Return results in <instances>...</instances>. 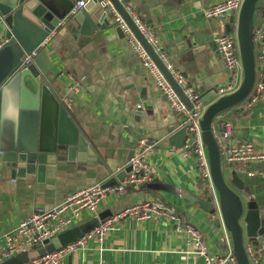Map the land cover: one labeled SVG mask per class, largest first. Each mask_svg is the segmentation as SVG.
Listing matches in <instances>:
<instances>
[{
    "label": "crops",
    "instance_id": "obj_1",
    "mask_svg": "<svg viewBox=\"0 0 264 264\" xmlns=\"http://www.w3.org/2000/svg\"><path fill=\"white\" fill-rule=\"evenodd\" d=\"M56 1L60 9L53 13L60 25L47 42L48 55L54 65L48 79L59 102L79 133L88 139L97 158H89L85 163L57 164L54 172L46 173L43 182H37L32 175L29 183H24L0 169V249L3 237L22 219L36 209L51 210L62 203L68 192L92 183H104V176L109 172L106 161L115 160L116 167L121 168L128 152L134 151L145 139L156 146L148 157L155 170V177L149 183L171 186L173 192L129 188L123 195L106 196L100 203L98 215L105 211L113 215L146 199L163 200L183 219L202 230L215 254L232 251L213 187L209 186L215 216L196 214L186 206L185 191L199 193L200 183L192 155H178L174 151L180 148L175 149L166 141L179 128L178 114L169 111L166 100L132 54L124 35L119 37L112 27L90 36L82 35L79 25L69 17L80 0ZM119 1L129 15L150 21L148 27L158 36L175 69L205 107L218 99L217 87L234 83L237 88L241 84L242 72L237 74L235 81H229L231 76L223 67L214 42L221 36L225 23L231 22V31L225 34L236 36L238 12L219 18L202 16L204 8L222 0ZM263 10L257 9L254 13V29L262 22ZM255 75L256 79L260 78L256 58ZM67 76L80 81L83 89L71 92ZM250 99L248 97L244 106L233 107L231 113L215 121L225 111L220 113L213 120V128L230 123L232 133L230 138L222 140L224 145L251 143L256 153H264V94L248 106ZM137 105H141L139 113L134 111ZM248 170L255 172V176H246L240 165L225 168L228 175L235 173L243 182L244 189L238 190L241 195L234 190L245 208H257L264 218V163L254 162ZM84 217L87 221L92 215L85 213ZM252 244L264 250V241ZM184 250L185 238L174 233L171 221L157 217L140 222L125 219L102 241H86L83 248L62 258L60 264H202L198 257H186Z\"/></svg>",
    "mask_w": 264,
    "mask_h": 264
},
{
    "label": "water",
    "instance_id": "obj_2",
    "mask_svg": "<svg viewBox=\"0 0 264 264\" xmlns=\"http://www.w3.org/2000/svg\"><path fill=\"white\" fill-rule=\"evenodd\" d=\"M109 1L182 101L190 108L191 105L181 89L134 26L126 8L119 0ZM261 8L264 9V0H243L237 14L236 28L243 76L241 84L232 93L218 97L207 106L199 123L218 209L230 235L236 264H251L246 254L245 242L264 241V218L260 216L257 208H245L240 196L232 188L243 190L241 179L231 173L228 175L229 182L226 180L220 148L214 135L213 120L218 114L243 102L251 93L255 82L254 13ZM58 9L60 7L56 0H0V169L24 183H29L28 178L32 175H35L37 182H43L46 173L54 172L57 164L85 163L89 158H97L88 139L79 133L51 87L48 76L54 65L48 55V45L30 63L25 64L23 60L25 55L35 50L60 25V20L53 13ZM150 13L152 18L153 12ZM69 17L79 25L82 35L90 36L112 27L119 37H123L120 28L115 25L109 12L101 7L99 0H89ZM141 20L149 26V20ZM8 93L17 97L16 121L14 127L9 125L3 134L2 100L4 94ZM140 110L142 109L135 107L134 111L139 113ZM181 116L182 114H178L179 118ZM187 136L188 131L184 126L172 132L166 141L178 149L182 147ZM133 153L134 151L128 152L125 165L119 171L115 160L106 161L109 172L104 176L103 186L118 184L129 175L131 166L127 163ZM145 187L154 191L173 192V187L163 184L149 183ZM109 216V211L100 213L97 217H92L51 240H44L35 249L22 252L2 264L26 263L59 249L91 231Z\"/></svg>",
    "mask_w": 264,
    "mask_h": 264
},
{
    "label": "built area",
    "instance_id": "obj_3",
    "mask_svg": "<svg viewBox=\"0 0 264 264\" xmlns=\"http://www.w3.org/2000/svg\"><path fill=\"white\" fill-rule=\"evenodd\" d=\"M88 1H78L76 6L71 10L70 15L75 14ZM242 2L243 0H222L213 6L204 8L202 16L205 19H210L223 17L232 11L238 12ZM99 3L105 11L109 12L110 16L114 19L115 25L120 28L132 54L137 58L141 67L149 73L150 79L157 87L159 94L166 100L169 111L182 114L179 118L178 127L185 126L188 136L184 140L182 147L174 152H177L182 157L191 154L196 167L198 182L213 187L206 156V146L201 137L199 124L206 107L201 102L199 96L194 93L193 89L188 87L185 78L175 69L170 56L163 50L158 36L147 24L139 17L133 14L130 15L140 35L176 85L181 89L183 95L191 105L190 108L187 107L170 85L165 75L152 60L144 46L135 37L126 22L114 9L110 1L99 0ZM261 18L262 22L260 26L253 29L254 51L256 44H258V52L255 58L259 61L260 78L256 79L255 77V82L249 95L251 99L248 106L256 103L264 94V10ZM48 39L49 37L30 54L23 57L25 64L30 63L40 50L47 45ZM214 42L223 67L230 74L233 81H235L237 74L242 72L236 36H220ZM67 78L71 92L78 93L83 89L80 81L75 80L71 76H67ZM235 89L234 83H230L217 87L215 92L218 97H222L232 93ZM137 107L141 108V105H137ZM220 132V138L215 131L214 135L220 148L222 168L224 166L226 169H231L232 166L240 165L241 172H245L246 176H255V172L248 170V167L254 162L264 163V153H256L251 143L222 144V140L231 136L232 127L230 123H224L220 128ZM155 147V145L149 144L145 139L137 144L133 156L127 163L131 166V171L120 183L103 186L102 182H97L83 186L75 191L68 192L62 203L51 210L43 211L42 209H36L28 217L22 219L10 233L3 237V248L0 249V264L22 252H29L35 249L44 240H51L72 227L84 223L85 213L92 215V217H97L100 203L106 196L123 195L129 188L139 189L140 187H145L155 177L154 167L148 162L149 154ZM169 149L170 151L174 150L173 148ZM120 169L117 168V171ZM156 217L171 221L174 224V233L185 238V250L183 253L186 257H198L202 260V264H236V259L231 250L226 254H215L211 250L201 229L190 221L183 219L173 207L159 199H146L127 206L120 212L100 222L95 228L83 234L75 241L22 264H60L62 258L83 248L86 241L90 239L102 241L106 234L115 230L122 220L131 219L140 222ZM245 250L251 264H264V250L262 246L248 243L245 245Z\"/></svg>",
    "mask_w": 264,
    "mask_h": 264
},
{
    "label": "rangeland",
    "instance_id": "obj_4",
    "mask_svg": "<svg viewBox=\"0 0 264 264\" xmlns=\"http://www.w3.org/2000/svg\"><path fill=\"white\" fill-rule=\"evenodd\" d=\"M235 12L236 11L229 12V13H227V15H233ZM229 23H231V22H229ZM229 23H225V27L223 29V32L221 33V36L230 35V34H225V33H228L229 31H231L229 28ZM222 34H224V35H222ZM218 36H220V35H218ZM257 52H258V44H256V47H255V55H257ZM229 79H230L229 81L231 82L232 77H230ZM16 99H17V97L15 94H9V93L4 94V97L2 100V112H1V114H2L1 123L3 126L1 131L3 134L5 133L6 128L9 125H12L14 127V124L16 121ZM247 99L248 98H246L243 102H241L237 106H239V105L244 106L247 103ZM232 109L233 108L226 110L221 115L218 114L219 116L217 115L218 117L215 119V121H217V119L220 116L231 113ZM214 131L217 133L218 137L220 138L221 137L220 128H216V126H215ZM3 134H2V136H3ZM222 144H224V142H222ZM223 171L225 173L226 180L229 182V177L225 171L224 166H223ZM232 188L235 189L234 187H232ZM208 189H209V186H201L199 188L200 191L197 194H194L190 189H187L184 193L183 198L186 200V206L190 209L195 210L196 214L199 212H202L206 216L210 217V216H215L216 209H215L214 201L211 199V197H209L210 195L208 193V191H209ZM235 190H237V189H235ZM240 192L241 191L237 190V193H239L241 195ZM245 244H247V242H245Z\"/></svg>",
    "mask_w": 264,
    "mask_h": 264
},
{
    "label": "trees",
    "instance_id": "obj_5",
    "mask_svg": "<svg viewBox=\"0 0 264 264\" xmlns=\"http://www.w3.org/2000/svg\"><path fill=\"white\" fill-rule=\"evenodd\" d=\"M201 186H208V185H206V184H204V183H200V187H201ZM140 189L142 190V189H144V187H140L138 190H140ZM208 190H209L208 193H209V195H210L209 197L212 198V193H211L210 188H209Z\"/></svg>",
    "mask_w": 264,
    "mask_h": 264
}]
</instances>
